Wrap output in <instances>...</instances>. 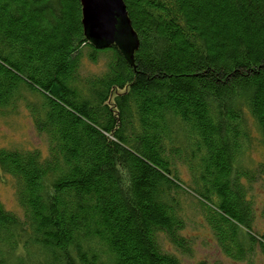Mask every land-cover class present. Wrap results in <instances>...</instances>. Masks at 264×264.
<instances>
[{
    "label": "trees",
    "instance_id": "obj_1",
    "mask_svg": "<svg viewBox=\"0 0 264 264\" xmlns=\"http://www.w3.org/2000/svg\"><path fill=\"white\" fill-rule=\"evenodd\" d=\"M123 1L132 62L88 43L80 0H0V114L23 105L48 143L0 147L23 212L0 202V264H184L195 216L255 264L264 0ZM100 58L101 74H81Z\"/></svg>",
    "mask_w": 264,
    "mask_h": 264
},
{
    "label": "rangeland",
    "instance_id": "obj_2",
    "mask_svg": "<svg viewBox=\"0 0 264 264\" xmlns=\"http://www.w3.org/2000/svg\"><path fill=\"white\" fill-rule=\"evenodd\" d=\"M105 60L100 58L97 62L84 59L81 74L99 75L105 70ZM254 145L249 151L246 166L254 169L261 162L264 163V146L260 142V135L253 130ZM0 147L39 149L46 156L48 154V143L34 126L29 110L23 105L16 110L0 114ZM244 159V157H242ZM184 175L187 174L183 173ZM249 196L254 199L258 208L264 206V181L259 176L249 187ZM0 202L4 207L22 216L23 212L17 201L16 192L12 178L0 170ZM194 223L189 222L185 234L193 240V251L191 255L181 257L184 264H197L200 261H208L211 264H247L231 260L222 253L213 238L209 228L203 223L200 216H195ZM258 227H264V220L259 217ZM255 264H264V258H255Z\"/></svg>",
    "mask_w": 264,
    "mask_h": 264
},
{
    "label": "water",
    "instance_id": "obj_3",
    "mask_svg": "<svg viewBox=\"0 0 264 264\" xmlns=\"http://www.w3.org/2000/svg\"><path fill=\"white\" fill-rule=\"evenodd\" d=\"M82 25L86 40L95 49L116 46L132 62L139 47V38L133 29L123 0H80Z\"/></svg>",
    "mask_w": 264,
    "mask_h": 264
}]
</instances>
